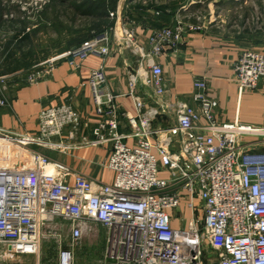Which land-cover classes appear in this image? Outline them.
<instances>
[{
  "label": "built area",
  "instance_id": "obj_1",
  "mask_svg": "<svg viewBox=\"0 0 264 264\" xmlns=\"http://www.w3.org/2000/svg\"><path fill=\"white\" fill-rule=\"evenodd\" d=\"M124 35L127 44L134 43L132 30L124 29ZM180 38V28L165 26L155 30L150 41L159 53L163 44ZM111 39L110 28L97 30L66 56L105 57ZM54 62L47 61L26 80L46 77ZM234 74L239 91L255 88L264 76V51H242ZM138 80L137 74L131 76V89ZM88 81L102 119L91 137H81L79 146L110 142L107 166L114 179H89L33 148L55 144L49 139L65 128L74 136L88 127L69 104L41 110L37 135L0 128V247L5 257L37 254L42 240L60 239L67 231L69 241L58 249V264H73L74 247L101 225L106 230L103 264H264V146L255 140L264 129L238 120L214 122L217 103L206 96V82L200 78L193 82L198 107L181 104L176 126L152 128L157 111L142 110L137 97L138 115L130 118L132 132L124 135L117 131L116 95L103 89L104 69H92ZM143 84L163 93L160 65L150 64ZM5 105L0 96V107ZM200 118L207 123L199 124ZM176 133L179 147L173 152ZM128 137L135 143L126 144ZM161 168L169 177H159ZM182 194L192 210L194 198H200L201 227L171 226L169 212L180 205ZM205 246L216 252L215 261H205Z\"/></svg>",
  "mask_w": 264,
  "mask_h": 264
},
{
  "label": "crops",
  "instance_id": "obj_2",
  "mask_svg": "<svg viewBox=\"0 0 264 264\" xmlns=\"http://www.w3.org/2000/svg\"><path fill=\"white\" fill-rule=\"evenodd\" d=\"M170 1L173 0H118L115 9L108 15L111 25L107 28L111 29L112 39L107 56L88 55L84 59L67 57L66 53L73 46L91 34L75 40L64 34L63 40L59 42L60 53H53V50L44 59V63L55 60L52 71L34 83L26 80L30 73L26 72L31 67H39V64L31 66L34 60L26 58L25 66H15V61L6 59V53L0 50V78L4 80L0 82V96L7 101V105L0 107V128L9 132L37 135V116L41 110L69 104L79 113L81 120L88 123V127L74 136L70 135V128H65L60 135L49 139L55 144L33 148L50 160L63 163L89 179L112 182L114 173L107 166L112 152L111 143L79 146L81 137H91L92 128L102 119L96 111L88 81L90 71L102 67L106 75L103 89L116 95L117 131L121 134L132 132L129 120L138 115L135 104L137 97L143 102L142 110L149 113L157 111L152 119V128L176 126L181 104L198 107V102L193 99V82L200 78L206 82V96L217 103L213 110L214 122L219 124L238 120L264 129V76L255 88L239 91L234 74V65L242 51H264V42L259 41L264 34L256 33L262 36L249 39L255 34L251 31L256 24L251 27L248 23L243 29L250 30L245 33H233L225 29L219 18L222 17L221 12L229 11L232 5L242 10L243 14L239 15L241 25L248 22L250 0H210L207 9H202V12L198 0H175L178 1L175 6ZM159 5L164 7L160 8ZM257 9L259 27L256 28L264 32V0H260ZM165 26L180 28L181 38L174 43L163 44L161 51L156 53L150 37L155 30ZM124 29L133 31V44L126 43ZM22 39L26 41L25 37ZM57 45L54 43L53 48H58ZM151 63L160 65L162 69L164 91L159 95L152 85L143 84L149 75ZM134 74L141 80L131 89L129 80ZM198 123L203 125L207 122L200 118ZM179 138V133L173 135L171 151L178 150ZM255 140L258 147H263L264 132ZM124 141L132 145L136 139L128 137ZM151 141L155 143V137ZM153 152L156 153L155 149ZM158 175L167 178L169 172L161 168ZM194 204L195 210H192L182 194L180 205L169 212L173 228L202 226L204 211L198 196L194 198ZM203 252L205 261H215L216 252L211 247L205 246Z\"/></svg>",
  "mask_w": 264,
  "mask_h": 264
},
{
  "label": "rangeland",
  "instance_id": "obj_3",
  "mask_svg": "<svg viewBox=\"0 0 264 264\" xmlns=\"http://www.w3.org/2000/svg\"><path fill=\"white\" fill-rule=\"evenodd\" d=\"M64 1L0 0V50L4 51V54L6 53L5 58L13 59L15 66H25L24 59H33L34 64L32 63L31 66L39 64V67H31L26 72L28 73L45 67L47 65L46 62L44 63V59L47 58L45 56L53 50L56 51L53 53H60L59 42L63 40L64 34L70 35L75 40L96 31L97 28L94 25L97 23V19L77 13L74 16V8L70 6L69 1ZM178 1L174 0V2ZM198 1L201 12L202 9L206 10L210 0ZM259 5L260 0H250L249 21L242 25L239 16L243 14L242 10L232 5L229 11L221 12L220 16L222 17L219 18L222 19L226 30L242 33V29L248 23L251 27L253 24L259 27L256 20ZM252 17L253 19H251ZM261 33L264 34L263 31ZM252 35L253 37L251 36L249 39L262 36L256 33ZM24 37L26 41L22 39ZM262 40H264V35L259 39L264 42ZM54 43L58 44V48H53ZM68 235V232L65 231L60 239L48 237L42 240L37 254H15L5 257V252L0 247V264H58V249L67 247ZM105 239L106 232L101 225L97 226L91 234L84 235L80 243L73 249V264H103Z\"/></svg>",
  "mask_w": 264,
  "mask_h": 264
},
{
  "label": "trees",
  "instance_id": "obj_4",
  "mask_svg": "<svg viewBox=\"0 0 264 264\" xmlns=\"http://www.w3.org/2000/svg\"><path fill=\"white\" fill-rule=\"evenodd\" d=\"M61 1H64V0H61ZM67 1H69L70 6H72V8H74V11H73L74 16L77 13V14H81L83 16L92 17L93 19H97V23L94 25V27L97 28L96 29V31H97V30H101V29L110 27L111 21L109 20L108 15L111 11H113L115 9L118 0H67ZM170 3L171 4L174 3L173 6H175V4H176V2H174V0L170 1ZM152 5L155 6V3H152ZM159 7L163 8L164 5H159ZM247 30H250V29H243L242 33L247 32ZM258 30L259 29H257V28H253V30L251 32L252 33L262 32V31H260V30L258 31ZM76 45H78V44H76Z\"/></svg>",
  "mask_w": 264,
  "mask_h": 264
},
{
  "label": "water",
  "instance_id": "obj_5",
  "mask_svg": "<svg viewBox=\"0 0 264 264\" xmlns=\"http://www.w3.org/2000/svg\"><path fill=\"white\" fill-rule=\"evenodd\" d=\"M215 264H217V263H215Z\"/></svg>",
  "mask_w": 264,
  "mask_h": 264
}]
</instances>
